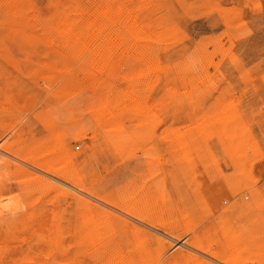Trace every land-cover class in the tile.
I'll use <instances>...</instances> for the list:
<instances>
[{
  "label": "rangeland",
  "instance_id": "rangeland-1",
  "mask_svg": "<svg viewBox=\"0 0 264 264\" xmlns=\"http://www.w3.org/2000/svg\"><path fill=\"white\" fill-rule=\"evenodd\" d=\"M0 146V264H264V0H0Z\"/></svg>",
  "mask_w": 264,
  "mask_h": 264
},
{
  "label": "bare ground",
  "instance_id": "bare-ground-1",
  "mask_svg": "<svg viewBox=\"0 0 264 264\" xmlns=\"http://www.w3.org/2000/svg\"><path fill=\"white\" fill-rule=\"evenodd\" d=\"M90 35H92V34H90ZM93 36V35H92ZM98 37V36H97ZM88 38V37H87ZM90 38H92V37H90ZM91 41H92V39H91ZM154 57V56H153ZM0 148H2L1 146H0ZM71 178V177H70ZM5 205V204H4ZM7 205V204H6Z\"/></svg>",
  "mask_w": 264,
  "mask_h": 264
}]
</instances>
